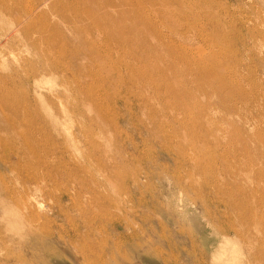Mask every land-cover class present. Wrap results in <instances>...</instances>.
<instances>
[{
	"label": "rangeland",
	"instance_id": "374dc122",
	"mask_svg": "<svg viewBox=\"0 0 264 264\" xmlns=\"http://www.w3.org/2000/svg\"><path fill=\"white\" fill-rule=\"evenodd\" d=\"M121 258L264 264V0H0V264Z\"/></svg>",
	"mask_w": 264,
	"mask_h": 264
},
{
	"label": "bare ground",
	"instance_id": "6f19581e",
	"mask_svg": "<svg viewBox=\"0 0 264 264\" xmlns=\"http://www.w3.org/2000/svg\"><path fill=\"white\" fill-rule=\"evenodd\" d=\"M43 1H44V0H43ZM46 3H47V2H46ZM42 4H43V3H42ZM44 4H45V3H44ZM102 5H103V4H102ZM100 7H101V6H100ZM102 7H103V6H102ZM97 8H98V7H97ZM103 9H104V7H103ZM103 9H102V11H103ZM104 10H105V9H104ZM33 11H34V10H33ZM108 13H109V12H108ZM109 14H110V13H109ZM32 15H34V14H32ZM30 16H31V15H30ZM32 17H34V16H32ZM96 17H97V16H96ZM12 26H13V25H11V27H12ZM13 27H14V26H13ZM84 30H85V29H84ZM94 31H95V30H94ZM108 32H109V31H108ZM86 33H87V32H86ZM12 34H13V33H12ZM100 36H101V35H100ZM87 39H88V38H87ZM93 39H94V38H93ZM100 40H101V39H100ZM100 40H98V41L100 42ZM104 40H105V39H104ZM112 40H113V39H112ZM98 41H97V42H98ZM102 41H103V40H102ZM168 41H169V40H168ZM95 42H96V41H95ZM113 42H114V41H113ZM88 44H89V42H88ZM96 44H97V43H96ZM100 44H101V43H100ZM105 44H106V43H105ZM89 47H90V46H89ZM98 47H99V46H98ZM43 49H44V48H43ZM45 50H46V49H45ZM81 51H82V50H81ZM81 51H80V52H81ZM105 51H106V50H105ZM127 51H128V50H127ZM95 52H96V51H95ZM101 52H102V51H101ZM43 53H44V52H43ZM109 53H110V52H109ZM80 54H81V53H80ZM94 54H95V53H94ZM49 55H50V54H49ZM47 56H48V55H47ZM85 57H87V56H85ZM92 58H93V57H92ZM95 58H96V57H95ZM85 59H86V58H85ZM128 59H129V58H128ZM112 60H113V59H112ZM87 61H88V60H87ZM91 61H92V60H91ZM54 62H55V61H54ZM89 62H90V60H89ZM107 62H108V61H107ZM124 63H125V62H124ZM128 63H129V62H128ZM85 64H86V63H85ZM92 65H93V64H92ZM130 65H131V64H130ZM82 66H83V65H82ZM84 66H85V65H84ZM86 66H87V65H86ZM92 68H93V67H92ZM95 69H96V68H95ZM95 69H94V70H95ZM135 69H136V68H135ZM62 70H63V69H62ZM84 70H85V69H84ZM84 70H82V71H84ZM87 70H88V69H87ZM87 70H86V71H87ZM90 71H91V69H90ZM96 71H97V70H96ZM137 71H138V70H137ZM92 72H93V71H92ZM92 72H91V73H92ZM134 72H135V71H134ZM89 73H90V72H89ZM87 74H88V73H87ZM145 78H146V77H145ZM94 81H95V80H94ZM141 83H142V82H141ZM150 83H151V82H150ZM151 85H152V84H151ZM8 104H9V103H8ZM15 106H16V105H15ZM11 108H12V107H11ZM17 113H18V112H17ZM28 143H29V142H28ZM28 143H27V144H28ZM27 146H28V145H27ZM193 161H194V160H193ZM197 162H198V161H197ZM257 254H259V253H257ZM255 256H256V254H255ZM255 256H254V258L257 259V257H255ZM257 256H258V255H257ZM259 259H260V258H259ZM119 264H130V263H129L128 261L126 262L125 259L123 260V259L121 258ZM131 264H132V262H131Z\"/></svg>",
	"mask_w": 264,
	"mask_h": 264
}]
</instances>
